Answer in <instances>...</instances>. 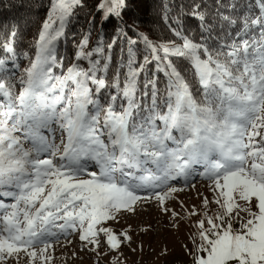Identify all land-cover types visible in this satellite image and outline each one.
<instances>
[{"label": "snow or ice", "instance_id": "1", "mask_svg": "<svg viewBox=\"0 0 264 264\" xmlns=\"http://www.w3.org/2000/svg\"><path fill=\"white\" fill-rule=\"evenodd\" d=\"M215 3L217 37L211 28L199 42L182 28L172 29L179 43L143 36V61L129 48L126 71L109 81L110 57L91 59L87 37L76 59L88 67L54 72L63 67L57 42L83 0H50L19 91L0 75V186L14 189L0 193L13 200L0 201V264H52L54 242L70 233L98 257L102 247L118 251L132 237L108 222L150 199L171 211L166 201L182 189L169 182L187 180L198 164L214 195L203 205L218 211L196 222L193 264H264V0ZM99 6L104 19L120 17L126 0ZM202 7L194 0L190 15L203 23ZM15 36L14 27L0 35V48L12 53ZM175 60L187 61L190 75ZM44 130H59L61 144Z\"/></svg>", "mask_w": 264, "mask_h": 264}, {"label": "trees", "instance_id": "2", "mask_svg": "<svg viewBox=\"0 0 264 264\" xmlns=\"http://www.w3.org/2000/svg\"><path fill=\"white\" fill-rule=\"evenodd\" d=\"M193 2L194 0H126V6L121 10L120 17L111 16L104 19V12L99 6L103 0H83L82 6L75 10V15L67 23L65 35L57 42V56L63 67L55 68L54 72L60 74L72 63H78L84 68L88 67V60L76 59V53L80 50L78 45L85 37L88 39L85 51L93 52L91 59H100L103 63L105 57H110L107 73L109 81L112 80L117 69L121 74L126 71L123 65L127 63L129 48L136 54L137 65L143 61V56L147 53L143 36H147L154 44L166 43L177 40L173 35V28H182L186 35L199 42L202 36H208L205 29L211 28L212 37H217L221 25L215 16L217 10L215 0H195V3L205 6L200 9L206 13L203 23L190 15ZM223 2L229 4L232 0H223ZM235 2L243 6L248 0H235ZM49 8L50 0H0V35L6 38L13 27L16 31L13 52L8 53L0 48V60L4 61L0 66V75L6 74L15 85L17 92L20 89L19 81L35 56V40L47 18ZM221 11L228 14L231 10L224 8ZM177 20L179 23L174 22ZM129 39H134L137 43L129 45ZM2 42L3 40L0 39V43ZM177 42L179 43L178 40ZM110 43H112L111 49L107 47ZM209 43H212V40H209ZM97 47L102 48L103 52L97 54L94 51ZM175 62L190 75L187 61L175 60ZM154 68V64L149 65V75ZM157 78L158 86L163 90L165 86L163 73H157ZM143 79L144 74H141V82ZM107 91L113 94L116 90L109 88Z\"/></svg>", "mask_w": 264, "mask_h": 264}, {"label": "rangeland", "instance_id": "3", "mask_svg": "<svg viewBox=\"0 0 264 264\" xmlns=\"http://www.w3.org/2000/svg\"><path fill=\"white\" fill-rule=\"evenodd\" d=\"M53 127L55 128V125ZM44 134L56 144H61L59 130L51 134L44 130ZM169 146L175 147L171 143ZM202 167L204 166L199 164L193 165L187 180H180L182 177H178L177 180L169 182L182 189L173 194L174 199L166 201V206L171 211H162L158 203L150 199L140 203L134 213L125 212L126 216L118 222H108L117 233L127 230L132 237L131 241L123 243L118 251H109L102 247L100 252L104 255L98 257L84 249L83 242L76 233H70L67 237H60L58 242H63H54V245L58 244L52 252V264H112L114 259H117L119 264H193L190 252L194 251L192 238L197 232L196 222L202 218L204 212L211 215L218 211V206L214 203H210L207 208L203 205L205 197L212 201L214 195L209 187L210 181L200 175L204 172ZM10 190L14 189L0 186V193ZM138 194L147 196L150 192L142 190ZM0 201L13 202L11 197L3 195H0ZM193 208L197 210V215L190 214ZM172 212L177 215L173 217ZM234 227L239 228V222L234 223Z\"/></svg>", "mask_w": 264, "mask_h": 264}]
</instances>
